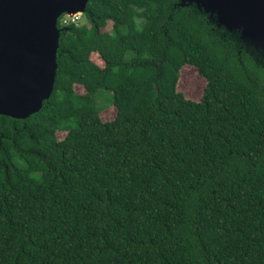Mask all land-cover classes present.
Masks as SVG:
<instances>
[{
  "label": "trees",
  "instance_id": "16d2710c",
  "mask_svg": "<svg viewBox=\"0 0 264 264\" xmlns=\"http://www.w3.org/2000/svg\"><path fill=\"white\" fill-rule=\"evenodd\" d=\"M175 2L90 0L84 24L58 22L51 97L0 115V264H264V69Z\"/></svg>",
  "mask_w": 264,
  "mask_h": 264
},
{
  "label": "water",
  "instance_id": "95a60500",
  "mask_svg": "<svg viewBox=\"0 0 264 264\" xmlns=\"http://www.w3.org/2000/svg\"><path fill=\"white\" fill-rule=\"evenodd\" d=\"M90 0H0V115L25 120L53 92L61 16H91ZM264 69V0H176ZM3 136L0 134V139Z\"/></svg>",
  "mask_w": 264,
  "mask_h": 264
},
{
  "label": "rangeland",
  "instance_id": "374dc122",
  "mask_svg": "<svg viewBox=\"0 0 264 264\" xmlns=\"http://www.w3.org/2000/svg\"><path fill=\"white\" fill-rule=\"evenodd\" d=\"M77 23H85V19L83 18V16L80 17ZM110 28L111 24L108 23L105 27V30H108ZM95 61L97 60L95 59ZM204 87L205 81L200 76H198L194 68L185 66L181 69L179 73V80L177 83V91L181 92L186 98L192 101H198L201 98ZM74 90L78 94L84 93L83 88L78 85L74 86ZM110 98V94L104 91H99L98 97L96 98V106L101 109L104 108L100 113V117L104 122L112 120L116 114L115 107L111 103H109ZM65 134V132H58L56 136L58 139H62Z\"/></svg>",
  "mask_w": 264,
  "mask_h": 264
},
{
  "label": "built area",
  "instance_id": "2783aa9c",
  "mask_svg": "<svg viewBox=\"0 0 264 264\" xmlns=\"http://www.w3.org/2000/svg\"><path fill=\"white\" fill-rule=\"evenodd\" d=\"M80 15H75V16H61L59 19H58V22H60L62 25H67L69 23H77L78 20L80 19Z\"/></svg>",
  "mask_w": 264,
  "mask_h": 264
},
{
  "label": "flooded vegetation",
  "instance_id": "af4514ba",
  "mask_svg": "<svg viewBox=\"0 0 264 264\" xmlns=\"http://www.w3.org/2000/svg\"><path fill=\"white\" fill-rule=\"evenodd\" d=\"M235 51H236V54L238 55V57H240L242 55V53H244V52H242L243 50L239 51V50L235 49Z\"/></svg>",
  "mask_w": 264,
  "mask_h": 264
}]
</instances>
